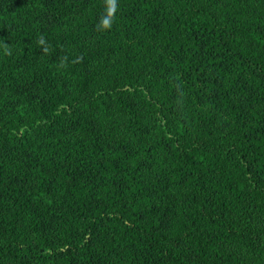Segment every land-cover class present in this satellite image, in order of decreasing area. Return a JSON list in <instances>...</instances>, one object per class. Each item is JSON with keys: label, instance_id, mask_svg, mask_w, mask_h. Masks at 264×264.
<instances>
[{"label": "trees", "instance_id": "trees-1", "mask_svg": "<svg viewBox=\"0 0 264 264\" xmlns=\"http://www.w3.org/2000/svg\"><path fill=\"white\" fill-rule=\"evenodd\" d=\"M103 12L0 0V264H264V0Z\"/></svg>", "mask_w": 264, "mask_h": 264}, {"label": "clouds", "instance_id": "clouds-1", "mask_svg": "<svg viewBox=\"0 0 264 264\" xmlns=\"http://www.w3.org/2000/svg\"><path fill=\"white\" fill-rule=\"evenodd\" d=\"M104 2V12L103 15L100 17L99 23L96 25L97 31H105L112 27L116 12L118 10V0H103ZM39 45H45L46 40L43 36L38 38ZM6 53L8 55L11 54L10 51L7 50V45L4 46ZM43 51L47 53L49 51L48 47H44ZM63 64V61L61 62Z\"/></svg>", "mask_w": 264, "mask_h": 264}]
</instances>
